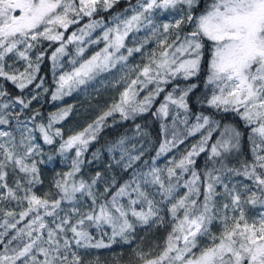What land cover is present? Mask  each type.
<instances>
[{
	"label": "snow or ice",
	"instance_id": "obj_1",
	"mask_svg": "<svg viewBox=\"0 0 264 264\" xmlns=\"http://www.w3.org/2000/svg\"><path fill=\"white\" fill-rule=\"evenodd\" d=\"M120 2L0 0V264H99L90 252L117 243L135 264H264V0H125L113 13ZM46 56L53 102L118 66L123 90L65 137L72 105L33 107L49 93ZM46 153L71 161L47 188ZM161 228L162 244L136 243Z\"/></svg>",
	"mask_w": 264,
	"mask_h": 264
},
{
	"label": "trees",
	"instance_id": "obj_2",
	"mask_svg": "<svg viewBox=\"0 0 264 264\" xmlns=\"http://www.w3.org/2000/svg\"><path fill=\"white\" fill-rule=\"evenodd\" d=\"M133 3H135V0H133ZM126 6L125 0H121L119 4L115 6L114 9H112V12L122 11L124 7ZM104 16H110L111 13H102ZM72 31V29H69V31ZM52 49H49V54ZM70 52L72 51V48L70 46ZM203 76V72L201 73ZM40 76L44 78V86L49 89L48 94H44L42 92L41 98L43 101H34L33 107L38 109L45 117H47L50 113H54L58 110V105L55 104V102L51 101L50 99V93L55 88V84L52 80V68L51 63L48 60L47 56L45 57L44 62L41 65L40 70ZM11 88V85L8 86ZM39 91V90H38ZM102 99L97 100V102H102ZM71 103V99H68L66 101V104ZM118 120L119 117H116ZM91 117H86L81 119L72 118L70 117L68 121L65 123H62L61 125H57V127H61L64 131L65 137L68 136L67 133L76 132L79 130H82L86 125L90 122ZM111 118L109 120V123L111 124ZM136 123H141L142 125L145 123V119H138ZM68 127H71L72 131H66ZM132 122L127 123H117L113 125L112 127H106L104 131L101 133V141L102 144L105 140H111L115 138L119 133H123L126 130L130 134L133 129ZM146 131L149 133V136L146 137V141H150L149 147L154 148L156 144L158 143L160 136H159V122L154 121L152 119H147V125H146ZM198 136L190 137L186 142L190 144L195 143L198 140ZM99 145H93L92 147H98ZM188 148V147H187ZM48 154L54 155L55 159L52 162L46 163L44 165H41L42 169V178L44 180V187L47 188L50 186L51 181L56 176L57 173L66 171L70 166V159L65 161L60 156L56 155L55 153H46L45 159L47 158ZM148 155H151V153H148ZM201 163H203V157H201ZM92 171H95V166H92ZM166 228H161L158 230H152V231H145L144 229H138L136 236L138 237L136 243L140 244V246L145 250L148 251L156 244H162L163 240L167 233ZM142 238V239H139ZM90 261H99V264H135V257L132 253V249L129 245H124L121 243L114 244L111 248L108 249H100V250H92L87 257Z\"/></svg>",
	"mask_w": 264,
	"mask_h": 264
},
{
	"label": "rangeland",
	"instance_id": "obj_3",
	"mask_svg": "<svg viewBox=\"0 0 264 264\" xmlns=\"http://www.w3.org/2000/svg\"><path fill=\"white\" fill-rule=\"evenodd\" d=\"M69 32H71V30ZM101 47H103L102 44L90 46L88 48V51L85 53V56H90L95 51L99 50V48ZM68 59L69 57L64 58V68L61 69V71L70 70L71 65L67 63ZM137 63H141L138 54L130 58L129 60V64ZM124 71L127 72V69H125ZM58 74L59 73H57V75ZM123 74L124 72H121L118 66L117 69H113L111 72L101 74L99 77H97L95 81L91 82L86 87V89L81 88L77 91H74L72 95L66 96L60 101H56L55 104L58 105V109L66 107L68 105L73 106L71 115L62 123H66L70 117L81 120L86 117H91L90 122L94 121L96 117L108 107V105L112 102L114 98H118L119 92L123 90L124 83H116ZM52 80L54 81L53 72ZM41 94L42 92L40 93V97L38 99L39 101H43V99L41 98ZM68 99H71V103L66 104V101ZM99 99H102L103 101L97 102V100ZM71 129V127H68L66 131H72ZM67 134L69 135L71 134V132ZM190 146L188 142H185L184 145L180 146V149L182 150Z\"/></svg>",
	"mask_w": 264,
	"mask_h": 264
}]
</instances>
